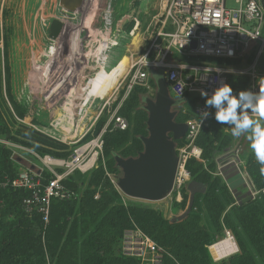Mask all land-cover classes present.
Wrapping results in <instances>:
<instances>
[{
	"label": "rangeland",
	"instance_id": "rangeland-1",
	"mask_svg": "<svg viewBox=\"0 0 264 264\" xmlns=\"http://www.w3.org/2000/svg\"><path fill=\"white\" fill-rule=\"evenodd\" d=\"M166 2L83 0L79 11L70 13L59 6V0H0V116L14 139L8 140L0 134V145L10 151L11 159L20 170L32 166L35 170L42 168L34 154H67L76 144L95 135L99 124H102L101 131L113 114L126 118L128 128L122 136H146L143 130L145 113L137 110L138 97L133 92L153 98L156 87L149 78L141 86L129 89L126 76L161 28ZM52 20L62 21L65 27L57 41L48 38ZM135 38L138 39L136 48ZM259 49L257 47L255 53L249 51V56L221 63L229 70L227 80L233 90L251 91L261 82L264 86L261 80L264 78V47L257 56ZM104 56L107 57L106 65L100 68ZM143 105L139 104L142 108ZM181 112L196 119L195 108L182 107ZM214 112L209 113L199 134L205 128L214 147L231 143L223 155L232 154L240 160L241 178L236 179V184L246 186V192L252 194L250 199L261 194L259 203L264 209L262 191H256L251 181V175L261 173L264 166L250 151L247 139L250 133L234 137L229 126L214 119ZM197 139L199 143L204 137ZM121 146L113 149L119 151ZM196 164L204 168L206 162L196 161ZM97 167L104 172L102 180L97 185L90 182L92 171L79 177L78 182L82 184L79 196L83 205L76 206V215L65 218L67 231L73 227L77 251L98 218L115 206L152 209L166 220L185 212L179 205L181 202L175 199L179 192L182 198L184 194L189 197V192L183 188L190 178L181 188L174 186L165 199L148 202L128 198L119 191L116 186L118 174L108 170V158L103 148L94 169ZM221 178L232 191L229 181ZM113 191L117 193V199L112 196ZM247 198L243 195L229 201L215 191L208 204L201 202L198 208L193 204L190 219L187 216L180 221L184 224L177 232L168 229L161 232L167 236L161 247L169 263L200 264L183 242L205 240L209 253L211 245L229 235L236 252L217 261L210 256L212 262L264 264V237L256 232L254 211L237 209L239 202ZM46 227L43 225L44 229ZM45 262L56 264V258L45 255ZM112 262L110 264H119L115 259Z\"/></svg>",
	"mask_w": 264,
	"mask_h": 264
},
{
	"label": "built area",
	"instance_id": "built-area-1",
	"mask_svg": "<svg viewBox=\"0 0 264 264\" xmlns=\"http://www.w3.org/2000/svg\"><path fill=\"white\" fill-rule=\"evenodd\" d=\"M261 1L167 0L161 28L126 76L127 86L132 89L146 82L150 71H159L172 99L188 97L194 101L196 119L186 122L187 132L181 145H176L179 165L174 186L178 188L189 180V173L184 170L186 163L202 161L197 137L209 113L215 111L205 106L206 97L201 96V91L210 97L215 89L228 84L229 70L222 67V62L249 56L248 52L255 53L257 47H260L257 56L262 52L264 10ZM260 89L264 90L263 82L253 86L251 91ZM251 118L260 119L255 113H251ZM127 128L126 119L113 114L97 135L76 144L67 157L34 154L42 168L20 170L16 178L0 182V189L9 187L28 192L29 196L21 203L22 210L27 215L38 213L46 227L51 201H70L77 196L66 187L65 181L76 173L85 175L96 167L107 131L124 132ZM43 172L49 176L46 180ZM180 195L177 193L178 201ZM120 247L121 255L137 264H163V249L136 226L123 233Z\"/></svg>",
	"mask_w": 264,
	"mask_h": 264
},
{
	"label": "trees",
	"instance_id": "trees-1",
	"mask_svg": "<svg viewBox=\"0 0 264 264\" xmlns=\"http://www.w3.org/2000/svg\"><path fill=\"white\" fill-rule=\"evenodd\" d=\"M149 74L150 80L155 85V79L160 77L161 73L159 71H150ZM239 91L233 90V95H236ZM133 95L138 97L137 110L145 113L143 130L144 135H146V112L139 106L140 103L144 104V98L146 97L141 96L137 92H133ZM176 106L175 121L177 123H186L192 120L188 115L181 112L182 107L194 109V101L192 99L188 97L178 99L176 100ZM119 115L125 118L123 115ZM101 127L102 124H99L95 135L98 134ZM109 133L117 134L110 135ZM122 133L124 132L107 131L103 135V149L108 158V170L117 174L118 169L115 167L114 162L115 156L126 159L136 157L142 151L141 136L132 135L130 138L129 136H122ZM0 134L8 140H14L1 116ZM198 137H204L199 143V139H197L196 145L202 151V160L206 162L205 167H198L194 160L188 161L185 167L190 175V181H195L205 187L203 194L195 196L194 207H200L201 202L208 204L215 191H218L221 197L223 196L225 199L233 201V198H235L234 194L226 183H222L216 163L217 156H222L232 146L231 143L228 142L214 147L213 140L207 136L205 128L201 130ZM119 145H122L119 151H115L113 148H118ZM176 145L180 146L181 141L177 142ZM68 154L69 152L52 157L65 158ZM38 155L43 156L45 154ZM262 170L259 174L251 175L253 186L258 192L264 190V169ZM19 171L20 168L11 159L10 151L0 145V182L16 178ZM103 174V170L97 167L90 173L89 181L97 185L102 180ZM82 176L84 175L76 173L65 181L66 187L76 193V198L63 202L51 201L49 223L45 229L38 213L27 215L22 210L21 203L29 196L28 192L14 191L9 187L0 189V264H46L45 255H48L51 259L56 258V264H110L113 263L112 260L114 259L119 264H137V261L121 255L120 244L122 235L126 230L136 226L161 247V245H165L164 242L167 237L161 232L166 229L172 231V233L177 232L184 224L183 222L166 220L158 211L152 209L131 205L115 206L111 212H107L98 218L97 223L86 235L82 248L77 251L73 227L67 231L65 218L76 215V206L83 205L81 203L82 198L79 196V189L82 184L78 182L79 177ZM42 177L46 180L49 176L46 172H43ZM183 189L188 192L187 185ZM112 196L115 199L118 198L115 191L112 192ZM261 196L260 194L255 199L247 198L244 201L241 200L237 209L250 208L254 211L257 224L256 232L264 237V209L261 208V203H259ZM110 200L112 201L113 199L111 198ZM188 201L189 197L184 194L179 204L181 209H187ZM191 214L192 211L188 215L189 219ZM212 242L215 243L216 241L212 240ZM183 244L197 258L200 264H220L212 262L205 240H198L190 244L183 242ZM236 244L238 247L240 246L239 242H236ZM115 248H117L116 251H114ZM237 257H232L231 259ZM169 262L168 257L164 256L163 264H170Z\"/></svg>",
	"mask_w": 264,
	"mask_h": 264
},
{
	"label": "water",
	"instance_id": "water-1",
	"mask_svg": "<svg viewBox=\"0 0 264 264\" xmlns=\"http://www.w3.org/2000/svg\"><path fill=\"white\" fill-rule=\"evenodd\" d=\"M82 3L83 0H59V6L70 13L79 11ZM261 6L264 10V0L261 1ZM64 28L62 21L52 20L48 28V38L51 41L59 40ZM155 85L154 97L144 98L143 109L147 119L146 136L140 137L142 151L136 157L126 159L114 157L115 167L118 169L116 186L119 191L128 198L148 202L161 201L173 190L179 165L176 143L181 141L187 132L186 123L175 121L176 100L170 97L164 78L160 76L155 79ZM216 163L220 165L218 172L225 181L241 178L238 168L240 160L237 157L225 154L218 158ZM30 169L35 170L33 166ZM242 186L246 189L244 184ZM187 190L189 192L187 209L171 219L172 222H180L190 214L195 196L203 194L205 187L190 181ZM262 194L264 196V190ZM246 195L249 199L252 198L251 192H247Z\"/></svg>",
	"mask_w": 264,
	"mask_h": 264
},
{
	"label": "clouds",
	"instance_id": "clouds-1",
	"mask_svg": "<svg viewBox=\"0 0 264 264\" xmlns=\"http://www.w3.org/2000/svg\"><path fill=\"white\" fill-rule=\"evenodd\" d=\"M261 80L264 81V78ZM201 96L206 97V107L215 109L214 119L229 126L234 137L250 133L247 136L250 151L264 166V90H244L233 95V89L224 84L215 89L210 97L204 91H201ZM251 113L260 119L251 118ZM207 115V112L204 113L205 117Z\"/></svg>",
	"mask_w": 264,
	"mask_h": 264
},
{
	"label": "crops",
	"instance_id": "crops-1",
	"mask_svg": "<svg viewBox=\"0 0 264 264\" xmlns=\"http://www.w3.org/2000/svg\"><path fill=\"white\" fill-rule=\"evenodd\" d=\"M105 52H106V49H105ZM104 61L100 64V68H103L105 65H106V61H107V57H105L104 56ZM116 71V70H115ZM114 71V72H115ZM218 165V164H217ZM239 165H240V163H239ZM239 165H238V167H239ZM220 167V165H218V168ZM30 169V168H29ZM31 170V169H30ZM189 178H190V175H189ZM229 181V184H230V186H231V189H232V191H234V197L236 198V197H239V196H243V195H246V189H244L243 188V186L242 185H237L236 183H237V181H236V179L235 178H233V179H229L228 180ZM188 182H190V181H188ZM188 184V183H187ZM235 195H237V196H235ZM180 200H182V196L180 195ZM178 201V199H175V201L176 202H181V201ZM230 241L232 242V240H231V237L229 236V235H225L224 237H222V240L220 241V242H218V243H216V244H214V245H217V244H220V243H224V245H225V247L227 246V243L229 244L228 246H230ZM232 244L234 245V247H235V252H236V246H235V244H234V242H232ZM213 245H211L210 247H209V253H210V256H211V258L213 259V260H215L214 259V256H213V254H212V252L210 251V249H211V247H212ZM234 252V253H235ZM234 253H230V254H227V255H225V257H227V256H229V255H231V254H234ZM220 260V259H219ZM216 261V260H215Z\"/></svg>",
	"mask_w": 264,
	"mask_h": 264
},
{
	"label": "bare ground",
	"instance_id": "bare-ground-1",
	"mask_svg": "<svg viewBox=\"0 0 264 264\" xmlns=\"http://www.w3.org/2000/svg\"><path fill=\"white\" fill-rule=\"evenodd\" d=\"M99 40V39H98ZM133 44L135 46V48L138 46V39L135 38L133 41ZM51 52V50H50ZM54 54V53H53ZM50 56V55H49ZM55 57V56H54ZM139 60V59H138ZM137 60V61H138ZM119 61V60H118ZM136 61V62H137ZM51 62V61H50ZM49 62V63H50ZM135 62V63H136ZM38 69V68H37ZM40 69V68H39ZM43 71V70H42ZM37 74V73H36ZM34 81V80H33ZM40 82V81H39ZM229 244L227 243V246L225 247L224 243H220L217 245H213L210 249V251L212 252L214 259L217 261L219 259H222L225 257V255L230 254V253H234L235 252V247L232 244V242L230 241V246H228ZM227 253V254H226Z\"/></svg>",
	"mask_w": 264,
	"mask_h": 264
},
{
	"label": "flooded vegetation",
	"instance_id": "flooded-vegetation-1",
	"mask_svg": "<svg viewBox=\"0 0 264 264\" xmlns=\"http://www.w3.org/2000/svg\"><path fill=\"white\" fill-rule=\"evenodd\" d=\"M64 31V30H63ZM63 33V32H62ZM176 109H177V106L174 108V110L176 111Z\"/></svg>",
	"mask_w": 264,
	"mask_h": 264
}]
</instances>
